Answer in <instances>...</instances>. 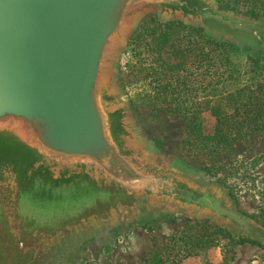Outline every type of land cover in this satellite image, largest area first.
Returning a JSON list of instances; mask_svg holds the SVG:
<instances>
[{
  "label": "water",
  "instance_id": "obj_1",
  "mask_svg": "<svg viewBox=\"0 0 264 264\" xmlns=\"http://www.w3.org/2000/svg\"><path fill=\"white\" fill-rule=\"evenodd\" d=\"M148 12L264 49V21L218 0H0V264H63L94 233L167 213L264 244L223 184L137 124L118 62Z\"/></svg>",
  "mask_w": 264,
  "mask_h": 264
},
{
  "label": "rangeland",
  "instance_id": "obj_2",
  "mask_svg": "<svg viewBox=\"0 0 264 264\" xmlns=\"http://www.w3.org/2000/svg\"><path fill=\"white\" fill-rule=\"evenodd\" d=\"M218 2L240 13L252 6L248 0ZM260 12L257 18L264 21V8ZM157 21L165 23L155 12L141 17L133 33L139 31L140 38L130 44L131 36L118 62L120 84L137 124L163 155L179 159L203 179L223 184L236 207L264 227V129L235 136L228 123L220 130L212 110L219 105L222 114L232 113L231 95L264 80V49L231 42L230 64L218 70L222 82L208 87L206 65L194 55L186 58L178 52L192 29H174L168 41L160 44V30L153 34ZM195 36L201 42L200 36ZM184 68H189L185 85L177 78ZM241 238L246 237L234 236L211 218L167 213L94 233L70 251L63 264H149L156 251L162 258L171 252L160 264H264V244L256 240L259 244H238L236 240ZM188 250L192 255H187Z\"/></svg>",
  "mask_w": 264,
  "mask_h": 264
},
{
  "label": "trees",
  "instance_id": "obj_3",
  "mask_svg": "<svg viewBox=\"0 0 264 264\" xmlns=\"http://www.w3.org/2000/svg\"><path fill=\"white\" fill-rule=\"evenodd\" d=\"M218 1L221 2L222 0ZM248 1H250L252 6L248 7L243 12L247 15L258 17L261 13V8H264V0ZM223 7L227 9L229 8L227 6ZM233 10H236V12H241L238 9ZM174 29L181 30L182 32L192 29L191 32H193V34H190L191 36L188 35L189 40L187 41L185 46L184 44L180 43L178 52L185 54L186 58L194 55L195 57L200 58L199 62L202 63L201 65H206V86L211 87L220 84L222 82V75L220 72H218V70L221 66H227L230 64V49L234 46V44H232L230 41H218L214 38L208 37L202 33V28H196L194 26L184 24L179 20L169 21L165 23H160L157 21V26L154 28L153 34H156L160 30V32L158 33V38L160 39V44H163L168 41L171 32ZM195 34L200 36L201 42H203L202 45H199L201 43L200 40L195 39ZM139 38L140 32L137 31L135 32V34H133L130 44L136 43ZM256 54V56L259 57V53ZM258 57H256L255 60H259L260 58ZM187 74H189V68H184V73L177 76L179 82L183 85H185L187 81ZM152 79L158 81L155 76ZM169 87V84L165 85L163 86V90L167 91ZM231 97L234 101V110L232 113L225 112L222 114L219 105L213 106L212 108V110L216 112L215 115L220 130L221 127H223L224 123H228L232 130L236 131L235 136H245L248 133L261 131L262 129H264V80H259L254 85H247L243 90H239L235 92V94H232ZM211 101L212 98H209V100L207 101L208 108ZM159 108L162 109V107ZM224 132L225 131H223V133ZM157 143L160 144V141H157ZM167 218H169L170 220L175 219V217L172 216H167ZM245 241L255 242L248 238H241L236 240L238 244ZM188 251L189 252L187 253V255H192V250ZM170 255H168L166 258H162L161 252L156 251L153 254L149 264H160L162 262H165L166 259H169Z\"/></svg>",
  "mask_w": 264,
  "mask_h": 264
}]
</instances>
